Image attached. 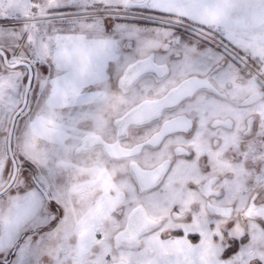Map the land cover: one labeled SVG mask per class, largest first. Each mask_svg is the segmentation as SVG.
<instances>
[{
	"label": "snow or ice",
	"instance_id": "obj_1",
	"mask_svg": "<svg viewBox=\"0 0 264 264\" xmlns=\"http://www.w3.org/2000/svg\"><path fill=\"white\" fill-rule=\"evenodd\" d=\"M0 264H264V0H0Z\"/></svg>",
	"mask_w": 264,
	"mask_h": 264
}]
</instances>
